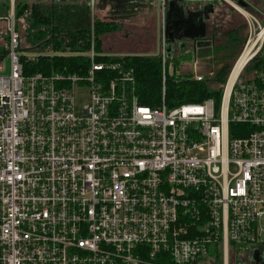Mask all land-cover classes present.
<instances>
[{"label":"built area","instance_id":"1","mask_svg":"<svg viewBox=\"0 0 264 264\" xmlns=\"http://www.w3.org/2000/svg\"><path fill=\"white\" fill-rule=\"evenodd\" d=\"M6 1L0 264H229L232 250H264V72L243 78L256 54L228 92L232 69L220 105L170 108L167 67L181 55L163 50L162 105L152 108L134 69L115 60L125 56L94 46L71 54L87 60L79 73L26 77L17 0ZM263 46L264 36L255 52ZM199 68L196 58L180 80L214 78Z\"/></svg>","mask_w":264,"mask_h":264},{"label":"trees","instance_id":"2","mask_svg":"<svg viewBox=\"0 0 264 264\" xmlns=\"http://www.w3.org/2000/svg\"><path fill=\"white\" fill-rule=\"evenodd\" d=\"M260 1L264 0H252L253 8L259 5ZM104 6L101 2V8L98 5V9L104 10ZM148 8V3L121 4L118 9L112 10L111 18L113 19L105 22L96 17L93 18L89 0L19 2L16 5L15 16L17 31L21 36L19 52H21L24 75L32 77L38 73L46 76L59 73H79L86 69L87 60L83 56L71 54L91 52L92 46L95 52H104L103 39L107 35H116L125 28L124 23L119 20L135 17ZM223 11L224 14H229L227 17L230 20L228 24H225V30H219L221 46L218 53L242 52L248 40L245 34L246 25L225 3L217 8L215 19L220 21ZM233 12L234 15H231ZM114 16H118L116 18L118 20L114 19ZM7 53L8 49L3 56ZM216 54L217 52H213V55ZM240 54L233 57H239ZM2 59L3 57L0 56V62ZM115 60L124 62L134 69L140 103L159 108L163 99L161 58L131 55ZM253 65L254 72H264V57L258 58ZM232 69V66H226L218 70L212 80L204 82H196L191 78L185 80L168 78L165 90L166 105L172 108L184 104L202 103L208 99H214L217 105H220L222 90L225 88ZM235 130V126H231L232 137H234ZM233 256H236V250H232L229 264H234ZM220 261L222 257L218 255L216 264H220Z\"/></svg>","mask_w":264,"mask_h":264},{"label":"rangeland","instance_id":"3","mask_svg":"<svg viewBox=\"0 0 264 264\" xmlns=\"http://www.w3.org/2000/svg\"><path fill=\"white\" fill-rule=\"evenodd\" d=\"M21 1H31V0H17V4ZM158 1V2H157ZM156 3L153 6H150V10L146 9V11L140 13L138 18L134 19V21H131L135 26L140 27V32H141V37L135 36V38H139L141 41L148 40L151 42L152 39L157 38L158 40V45L160 46V38L162 40L164 39V25L162 26V32L160 31V23L158 20L163 23V18H164V10L166 9V2L165 4L163 3V0H157ZM228 3L232 4L238 11L236 12V16H239V18L242 20V23H245L246 25V31L245 34H247V39H250V34L254 37L253 41L256 40L258 37L259 33H261V29L264 28V1H260V4L257 5L255 8H252V10H243L240 8L237 4H234L232 0H226ZM101 2L102 0H96V9L94 11V16L96 18L100 19L101 21H107L108 19L105 17V11L101 12L100 9H98V5L101 8ZM16 4V5H17ZM9 4L6 0H0V18L2 17H7L10 11V8H8ZM228 7V6H227ZM225 10V9H223ZM162 16H160V15ZM107 15V14H106ZM227 13L221 14L220 16V21L225 26V24H228V21L230 20L227 17ZM158 21V23H157ZM152 22V23H151ZM6 22L0 20V56L4 54V51L6 50L7 47V39L6 36ZM261 28V29H260ZM158 31V36L155 32ZM120 35H115L112 36V42L113 44L118 41ZM128 36V35H127ZM103 39V38H102ZM105 39V38H104ZM103 39V40H104ZM127 40V37H126ZM247 40V42H248ZM2 42V45H1ZM262 42V41H261ZM261 42L257 45V50L261 46ZM153 43V42H152ZM247 44V43H246ZM246 44L244 46V49L246 47ZM249 46V45H248ZM247 46V47H248ZM154 49L157 50V52H114L117 55L120 56H127V55H136V56H157L161 54L160 52V47H155ZM243 49L242 52H217V56L214 55V59L216 61V64L211 65L210 64V58L211 55L210 53H203V52H196V54L193 53H187L185 55H181L176 57V60L174 61V58H171L167 67V75L169 78H176V79H181L182 78V73H184V76L188 77V74L191 73V66H193L195 59L197 58L200 61V68L199 70L203 73L206 74V76L210 73L215 71V73L218 70L223 69L226 66H232L233 67V73L234 69L239 62V59L243 52H245ZM247 49V48H246ZM245 49V50H246ZM138 50V49H136ZM163 51V49H162ZM241 53V54H240ZM239 55V57L234 58L233 56ZM256 56L254 59L248 64V66L245 68L244 73H243V78L251 77L252 74L254 73L253 67L254 63L258 60V58L263 57L264 55V46L262 51L260 52H255ZM176 64L178 67H176ZM184 68V69H183ZM183 69V70H182ZM8 72L7 69V61L6 59L0 62V75L5 74ZM238 76V75H237ZM226 86V85H225ZM230 87V86H229ZM224 93V90H222ZM222 93V96H223ZM78 106L82 107L86 100H87V92L86 91H79L78 95ZM264 240V238H263ZM252 254H244L243 256H233L234 259V264H237L238 261H242V264H253L254 261H252ZM232 262V261H231ZM220 264H223V259L220 261ZM232 264V263H231Z\"/></svg>","mask_w":264,"mask_h":264},{"label":"flooded vegetation","instance_id":"4","mask_svg":"<svg viewBox=\"0 0 264 264\" xmlns=\"http://www.w3.org/2000/svg\"><path fill=\"white\" fill-rule=\"evenodd\" d=\"M170 1L171 0L167 1L165 15L168 11ZM232 1L234 4H237L243 10H249L254 7L252 0H232ZM117 3L131 5V4L138 3V0L137 1L135 0L127 1L124 3L119 2V0H103L102 4L103 6L105 4L104 8L105 10H108V14H107L108 17H111V12L112 10H114V8L118 9L120 7L121 4L117 5ZM223 3L229 5L234 11H238L232 4L228 3L226 0H180L179 7L183 11L185 16L191 12V13H200L201 18L203 19L205 17L208 18L207 20H205V26H206L205 32L203 34H200L199 38L197 39L185 38L184 33H179L178 37L182 38V40L175 41L170 44H167L168 41L164 37L161 45L159 46L161 52H162V49L165 50V52H168V51L172 52L173 55H182L188 52H208L211 55L210 64L213 65L214 63L215 65L216 61L214 59L213 52H218L221 46L220 35L218 33H219V30H222V29L225 30V26H223V24H221V22L218 21V19H215V14L217 12V8ZM148 10H150V7L148 8ZM139 15L135 17H131L129 19H122L119 21L123 23L125 20L134 21V19L138 18ZM231 15H234V12ZM117 17L118 16H114V19H116ZM190 19L192 21L196 20L195 17H191ZM124 26L125 28H123L121 32L125 31L127 27V25H124ZM189 34H194V33L191 32ZM116 35H119V33ZM127 38H129V36ZM258 257L262 258L261 261L259 263L254 262L253 264H264V250H258Z\"/></svg>","mask_w":264,"mask_h":264},{"label":"crops","instance_id":"5","mask_svg":"<svg viewBox=\"0 0 264 264\" xmlns=\"http://www.w3.org/2000/svg\"><path fill=\"white\" fill-rule=\"evenodd\" d=\"M103 1V0H102ZM127 1H133V0H119V2H127ZM137 1V0H135ZM157 0H138V2L140 4H145V3H148L149 4V7L150 6H153L155 3H156ZM166 2V0H163ZM175 2L178 3V5L180 4V0H174ZM158 2V1H157ZM166 6H167V2H166ZM180 6V5H179ZM105 11V17L108 19L106 22H110L113 18L111 17H108L106 14H108V10H101V12H104ZM165 12V11H164ZM164 14V13H163ZM160 15V14H159ZM162 16V15H160ZM164 18H165V15H164ZM163 18V21L165 20ZM158 21L160 23H158ZM157 23L158 25L160 24V31L162 32V26L164 25V22L161 23L160 20H158ZM124 25H127L125 31L119 33V38H118V41L116 43L113 44L112 42V36H115V35H107V37H105V39L103 40V49H104V52H157V50L154 49V46L155 47H159L158 45V40L157 38H154L151 40V42H149L148 40H145V41H141L139 38H135V36H139L141 37V32H140V27L139 26H135L131 21H128V20H125L124 21ZM152 23V22H151ZM6 26V24H5ZM158 36V31L155 32ZM127 40H126V37H128ZM7 39V36L6 38ZM153 42V43H152ZM162 43V38H160V45ZM1 45H2V42H1ZM7 47H8V42H7ZM138 49V50H136ZM7 50V48H6ZM6 50L4 52H6ZM161 52V50H160ZM0 53H3V52H0ZM205 53H208V52H205ZM3 57V61L6 59L7 55L5 56H1ZM7 61V59H6Z\"/></svg>","mask_w":264,"mask_h":264},{"label":"water","instance_id":"6","mask_svg":"<svg viewBox=\"0 0 264 264\" xmlns=\"http://www.w3.org/2000/svg\"><path fill=\"white\" fill-rule=\"evenodd\" d=\"M195 17V21H192L190 18ZM164 37L167 39L170 44L175 41H181L182 38L178 37L179 33H184L185 38L197 39L200 34L205 32V20L201 18L200 13H188L186 16L183 11L180 9L177 2L171 0L169 2L168 11L164 18ZM193 32L194 34H189ZM172 52L168 51V56L172 57ZM264 57V55H263ZM262 258L258 257V251L252 255V261L259 263Z\"/></svg>","mask_w":264,"mask_h":264},{"label":"bare ground","instance_id":"7","mask_svg":"<svg viewBox=\"0 0 264 264\" xmlns=\"http://www.w3.org/2000/svg\"><path fill=\"white\" fill-rule=\"evenodd\" d=\"M263 36H264V28L261 29L260 36L255 41H251L249 43V46L245 50L243 56L240 57L239 62L237 63V65L234 69V73H232V76H231V79L229 82L230 87L228 88V92L230 91L231 86H232L233 82L235 81V79L239 76V74L242 72V70L245 68V66L248 64V62L254 56L255 51H256V50H254V48H255L257 42L260 41L263 38Z\"/></svg>","mask_w":264,"mask_h":264}]
</instances>
